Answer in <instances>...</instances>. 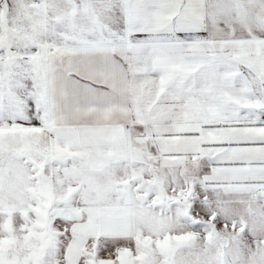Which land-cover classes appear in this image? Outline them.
Listing matches in <instances>:
<instances>
[{
    "label": "snow or ice",
    "instance_id": "obj_1",
    "mask_svg": "<svg viewBox=\"0 0 264 264\" xmlns=\"http://www.w3.org/2000/svg\"><path fill=\"white\" fill-rule=\"evenodd\" d=\"M0 264H264V0H0Z\"/></svg>",
    "mask_w": 264,
    "mask_h": 264
}]
</instances>
